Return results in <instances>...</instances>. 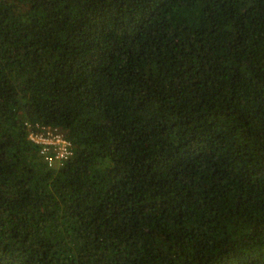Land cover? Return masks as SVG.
Masks as SVG:
<instances>
[{
  "label": "trees",
  "instance_id": "obj_1",
  "mask_svg": "<svg viewBox=\"0 0 264 264\" xmlns=\"http://www.w3.org/2000/svg\"><path fill=\"white\" fill-rule=\"evenodd\" d=\"M0 264H264V0H0Z\"/></svg>",
  "mask_w": 264,
  "mask_h": 264
},
{
  "label": "built area",
  "instance_id": "obj_2",
  "mask_svg": "<svg viewBox=\"0 0 264 264\" xmlns=\"http://www.w3.org/2000/svg\"><path fill=\"white\" fill-rule=\"evenodd\" d=\"M30 131L28 138L38 146L39 153L49 167H59L73 154V145L53 126Z\"/></svg>",
  "mask_w": 264,
  "mask_h": 264
}]
</instances>
